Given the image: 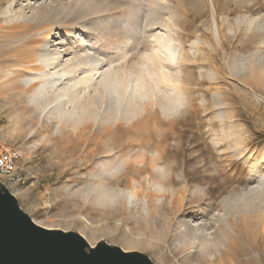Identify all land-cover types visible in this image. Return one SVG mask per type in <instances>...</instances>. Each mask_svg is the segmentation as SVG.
<instances>
[{
	"label": "rangeland",
	"instance_id": "obj_1",
	"mask_svg": "<svg viewBox=\"0 0 264 264\" xmlns=\"http://www.w3.org/2000/svg\"><path fill=\"white\" fill-rule=\"evenodd\" d=\"M81 1L0 0V83L10 72L34 70L27 62L40 30L52 27L49 42L57 46L65 31L78 34L83 21L91 36L116 34L119 47L106 45L103 53L122 59L123 68L138 74L149 65L153 94L130 99L132 107L148 105L133 127L124 120L89 122L80 137L40 115L23 81L0 86V150L21 152L25 183L11 192L22 210L39 226L76 232L91 246L104 241L140 252L154 264H264V29L248 27L251 19L264 25V0H84L96 7L90 13ZM129 24L133 31L124 28ZM160 25L176 47L182 44L176 64L146 60L149 31L163 30ZM123 47L130 49L125 61ZM176 81L178 106L166 115L161 107ZM141 157L156 169L138 176L130 167L108 189L125 190L131 176L148 189L149 171L165 184L161 199L148 208L143 199L97 201L93 173L111 161L140 163ZM177 196L181 208L171 205Z\"/></svg>",
	"mask_w": 264,
	"mask_h": 264
},
{
	"label": "bare ground",
	"instance_id": "obj_2",
	"mask_svg": "<svg viewBox=\"0 0 264 264\" xmlns=\"http://www.w3.org/2000/svg\"><path fill=\"white\" fill-rule=\"evenodd\" d=\"M77 1L80 2L81 0ZM83 1L81 2L83 3ZM83 6H85L86 13H90L96 8L91 2H85ZM217 9L216 3L213 2V17L216 32L219 35L221 30L216 19ZM81 11L84 10L81 9ZM71 14H73L72 11ZM81 14L84 13L81 12ZM40 15L41 13L38 10L36 16L39 17ZM19 18L25 23L29 21L24 16ZM256 23V19H251L248 22V27L256 26L258 29H264V25ZM78 27L80 28L78 34L65 31L66 37L61 38L60 36L57 46H52L49 42L53 34L52 27L40 30L35 34L37 38L32 41L35 54L27 62V64L34 67V70H28L25 75H17L14 72H10L5 76V80L0 83V86L10 84L13 80L23 81L25 89H31V101L37 107V110L40 111V115L43 114L48 119H57L62 127L65 125L70 126L72 132L77 133L80 137L81 132H85L90 128L89 122L109 123L111 125V123L124 120L130 121L131 127H133L135 125L134 118L143 115L148 105L147 102H141V105L132 107L130 99H140V97L141 99H150L153 94V89L149 86V79L147 80V78L151 77V72L148 69L149 65L146 63L142 66L138 74L131 69L123 68L124 62L122 59L114 60L103 53L106 45L102 44L95 35L91 36L89 34L86 22H79ZM160 27L163 30L149 31L150 34L147 38H151L150 41L153 46L151 45V53L147 55L146 60L150 62L151 57H155L161 63L165 61L168 65L176 64L178 56L183 51L182 44L179 45L180 47H176L175 39L169 28L164 25H160ZM124 28L128 31H133V27L130 24L124 26ZM144 38L146 37L144 36ZM121 50H124L121 54L125 61L130 49L123 47ZM64 54L68 55L69 58L64 60ZM162 66V68L165 67L163 64ZM103 67H106V69L101 71ZM163 70L159 69V73L164 80H167ZM132 82L135 83L133 87L131 86ZM177 84L178 82L176 81V86L167 93L168 103L161 107L166 115L175 112L177 109L179 102ZM51 92L53 93L52 98ZM127 93H129V99H125L127 101H125L126 105L123 103L124 106H122L121 102ZM110 129L111 127L108 126L105 132ZM71 136L69 134L67 137L70 138ZM48 138V135L43 136L42 142L45 143ZM141 156L143 157V155ZM139 161L140 163H117L116 161H111L112 163H106V165L97 169V172L92 175L93 183H91L92 192L96 193L97 201L104 198L118 197L121 204L124 205L125 202L131 203L132 201L137 202L143 199L148 208L153 198L160 200L165 188L163 185L165 184H159L160 182L155 180V175L149 171L148 189H146L145 183L137 180V176L129 178L130 185L123 191L116 192L108 189V184H113L114 182L119 184V181L128 175L130 167L137 172L138 176L146 172L149 167L151 170L156 169L155 163H142L143 158ZM137 164L141 165V167L136 168ZM176 201V206L181 208L182 197L177 196L171 201V205Z\"/></svg>",
	"mask_w": 264,
	"mask_h": 264
},
{
	"label": "water",
	"instance_id": "obj_3",
	"mask_svg": "<svg viewBox=\"0 0 264 264\" xmlns=\"http://www.w3.org/2000/svg\"><path fill=\"white\" fill-rule=\"evenodd\" d=\"M0 264H154L140 252L99 241L91 246L78 233L37 225L0 182Z\"/></svg>",
	"mask_w": 264,
	"mask_h": 264
},
{
	"label": "built area",
	"instance_id": "obj_4",
	"mask_svg": "<svg viewBox=\"0 0 264 264\" xmlns=\"http://www.w3.org/2000/svg\"><path fill=\"white\" fill-rule=\"evenodd\" d=\"M20 161L21 152L19 150L12 148L0 150V182L6 183L10 189L25 183V174Z\"/></svg>",
	"mask_w": 264,
	"mask_h": 264
},
{
	"label": "snow or ice",
	"instance_id": "obj_5",
	"mask_svg": "<svg viewBox=\"0 0 264 264\" xmlns=\"http://www.w3.org/2000/svg\"><path fill=\"white\" fill-rule=\"evenodd\" d=\"M93 35H96L102 44L119 47V38L111 30L100 31Z\"/></svg>",
	"mask_w": 264,
	"mask_h": 264
}]
</instances>
